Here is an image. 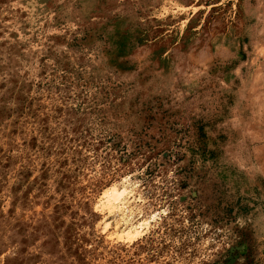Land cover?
<instances>
[{
  "label": "rangeland",
  "instance_id": "rangeland-1",
  "mask_svg": "<svg viewBox=\"0 0 264 264\" xmlns=\"http://www.w3.org/2000/svg\"><path fill=\"white\" fill-rule=\"evenodd\" d=\"M0 264H264V0H0Z\"/></svg>",
  "mask_w": 264,
  "mask_h": 264
},
{
  "label": "bare ground",
  "instance_id": "bare-ground-1",
  "mask_svg": "<svg viewBox=\"0 0 264 264\" xmlns=\"http://www.w3.org/2000/svg\"><path fill=\"white\" fill-rule=\"evenodd\" d=\"M126 190H124V189H122V190H120L119 188H113V190H111L112 191V193L111 194H113L114 195V199L116 200V201H119L121 198H122V196H123V194L125 193V192H127V188H125ZM124 190V191H123ZM130 190H131V188H130ZM129 190V191H130ZM132 192V191H131ZM130 193V192H129ZM131 194V193H130ZM112 195V196H113ZM126 195H128V194H126ZM125 199V198H124ZM124 199L122 198V200L121 201H124ZM128 204V203H127ZM129 205V204H128ZM128 209V208H127ZM131 211V210H130ZM151 216V215H150ZM154 215H152V217H153ZM151 218V217H150ZM143 220V219H142ZM146 220H144V222H145ZM142 223V222H141ZM147 224V223H146ZM132 226V225H131ZM141 226H145V225H141ZM134 228V227H133ZM132 228V229H133Z\"/></svg>",
  "mask_w": 264,
  "mask_h": 264
}]
</instances>
